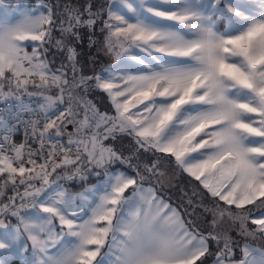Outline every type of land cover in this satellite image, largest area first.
<instances>
[{"label": "snow or ice", "instance_id": "obj_1", "mask_svg": "<svg viewBox=\"0 0 264 264\" xmlns=\"http://www.w3.org/2000/svg\"><path fill=\"white\" fill-rule=\"evenodd\" d=\"M57 7L0 0V101L18 102L0 110V255L30 247L34 264H205L210 255L264 264V248L246 241L264 238V0H111L103 21L90 0ZM98 22L104 49L125 67L84 75L73 41ZM53 47L66 59L55 69ZM93 90L114 115L86 98ZM118 135L133 138L127 156L106 143ZM141 153L161 155L144 162ZM161 158L213 203L189 197L193 212L182 213L145 187L165 176ZM116 162L132 173L110 171ZM94 169L105 179L82 192L58 183ZM196 207L211 216L204 227Z\"/></svg>", "mask_w": 264, "mask_h": 264}, {"label": "trees", "instance_id": "obj_2", "mask_svg": "<svg viewBox=\"0 0 264 264\" xmlns=\"http://www.w3.org/2000/svg\"><path fill=\"white\" fill-rule=\"evenodd\" d=\"M30 1L33 2L35 0H30ZM53 1H54L53 11L57 12L58 11L56 8L57 0H53ZM87 2H89V0H79V1L77 0V3L79 6L85 5ZM90 2L93 4V11H96L99 8L103 9L104 12H103L102 16L100 17V21L106 20L107 19V9H108V6L110 4V0H90ZM101 27H102V23L98 22L93 33H90L89 30H87V29H81L80 31H81L82 39L79 42L73 41V43L75 44V47L77 49V52L79 53V56H78L79 65L83 67V72H84V74H87V75H91L94 71V70H91V67H93L92 66L93 60H91L90 57L93 53L92 52L93 50H91L92 47L96 46V43L93 44L91 47L89 46V36L92 35V37L95 41L98 39H101L104 36V33H101V31H100ZM48 57L50 58V60L54 61V63L52 65H54L55 67H58L60 62H64V60H65V58H62L61 55H59L58 51L54 47L50 49ZM102 58H103L102 61H101V57H100L99 60H96V62H94V64H96L97 66H98V64L101 65V63L103 62V64H102L103 68L97 67L98 70H102V69L106 68V66H105L107 64L106 56H105V58L104 57H102ZM31 89H34V88H29V90H31ZM86 98L88 100L92 101V103L95 104L96 107L101 112L104 111V112H109V113L114 114V110L112 108L111 102H110L107 94L104 93L103 91L93 90L87 94ZM106 143L112 144L113 147L117 151L122 152L125 156L129 155L131 150H134V141H133V138L131 136L118 135L115 140H109ZM140 155H141V159L144 162H148L151 159H156L161 154H157L156 156H152L151 153H149V154L141 153ZM132 163L135 164L136 161L133 160ZM165 165H170L171 167H173L174 169H176L178 171V179H177L178 182H176L175 184L173 183V185H171V186H169V185L165 186L164 189L161 187V185H159L160 183H158V187L166 197H168L172 201L176 202L177 205L182 209V211L184 213L185 209H187L185 204L188 206L187 202H188L189 197L192 198L193 203L195 202V200L197 202V198L199 197V195H193L194 192L198 193L197 188H199L202 191H205V190L202 188V186L199 185L198 181H195L194 178L190 177L187 173L182 172L179 168H177L175 166L174 158H169V159L161 158V167L165 166ZM110 167H112V168L122 167V168H125V169L132 171V169L129 168L128 165L122 164L120 162H116L113 165H111ZM100 176H102V174H100L99 176L95 175V176H93L92 179L96 180ZM53 178H55V177H53ZM63 181L65 182L64 179L61 180V182H63ZM77 182H78V180L74 179V180H70L64 184H66V185H68L69 183L76 184ZM148 182L155 183L153 177H151ZM79 185H83V183H80ZM204 197H205L204 198V204L207 205L209 200H211V199L207 196V194H204ZM181 202H183L185 204H183ZM211 203H212V200H211ZM185 218H186V220H188L189 219L188 215L185 214ZM16 261H19V260L16 259Z\"/></svg>", "mask_w": 264, "mask_h": 264}, {"label": "rangeland", "instance_id": "obj_3", "mask_svg": "<svg viewBox=\"0 0 264 264\" xmlns=\"http://www.w3.org/2000/svg\"><path fill=\"white\" fill-rule=\"evenodd\" d=\"M17 2H18V0H5V3H11V5L13 7L16 5ZM19 2L21 4H23V5H26L29 8H34L38 4H40L41 2H43L44 4H48V5L54 6V1L53 0H35L33 2H31L30 0H19ZM66 3H71L74 6H79L78 3H77V0H57V3H56V8L58 10L57 12L62 11V7H57V5L59 4V5L62 6L63 4H66ZM110 3H111V0H110ZM58 35L59 34L57 33V36ZM104 35H105V33H104ZM103 39H104V36L101 39L96 40V46L95 47H92V49H91V50H93L92 51L93 53H92V55L90 57L91 60H93V61L96 62V60H99L100 57H101V61H102V59H103L102 57L105 58V56H106V62H107V64L105 65L106 67L111 66L114 71H118L119 68L125 67V65H122L119 61L116 60L114 54L108 53L104 49ZM28 50L31 51V48H29ZM58 53H59V55H61L62 58H65L64 53H62V52H58ZM49 60H50V58H49ZM64 62L66 63V59L64 60ZM60 64H61V62H60ZM102 64H103V62L101 63V65L98 64V66H97L96 64H94L92 62V66L93 67H91V70H94V71H93V73L91 75L96 74V73H100L101 70H98L97 67L98 68L102 67ZM59 65H58V67H59ZM52 67L56 68L54 65H52ZM127 67H128V70L129 71H132L135 66L134 65H128ZM84 75H87V74H84ZM110 114H112V113H110ZM109 170L110 171H114V172L115 171H125V172L132 173V171H130L128 169H125V168H122V167H115V168L110 167ZM97 171H99V173L102 174V176L98 177L96 180H93L92 178H93V176H95V172H97ZM161 171L165 172V176L164 177H156V176H153V179H154L155 183H153V182H146L144 184V186L145 187H149V186L155 187L157 189V194L158 195H161L168 203H170L173 207L178 208L183 213L182 209L177 205V203L174 202V201H172L168 197H166L162 193V191L159 189V187H158V183H160L159 185H161V187L164 189L165 186H168V185L171 186V185H173V183L175 184L176 182H178V180H177L178 179V171L176 169H174L173 167H171L170 165L162 166L161 167ZM86 176H87V178L85 180H81L79 178H76L78 180V182L76 184L69 183L68 185H66L64 183H67L70 180H65V182L64 181L61 182L62 179L59 180L58 183L63 188L68 189L69 191H71L73 193H79V192H82L86 188H91L92 186L97 185L100 181H102L103 179H105L104 173H103V170L102 169H94L92 172H86ZM53 179H55V178H53ZM80 183H83V185H79ZM197 189H198V193L200 195L197 198V202L195 200V202L193 204H197L199 202V200L201 199V196H203V198H205L204 197V194H206V192L200 190L199 188H197ZM126 194L127 195H130L131 192L129 191ZM181 203H183V202H181ZM212 203H213V201H212ZM212 203H211V200H209V202H208L207 205H211ZM183 204H185V203H183ZM221 204H222V202H221ZM185 206L188 209L187 212H193V208L192 207H190L189 205L187 206L186 204H185ZM222 206H223V204H222ZM249 207H251V206H249ZM233 210L235 211V209H233ZM258 213H259V210L258 209H253L252 210V214L253 215H258ZM195 216L201 218L200 219V223H201V226L202 227L205 226L203 224V220L205 218L207 220H210L211 219V216L209 214H205L203 212V209L200 208V207H196L195 208ZM188 217H189V219H193V217H191V216H188ZM11 222L13 224L16 223L15 219H13ZM253 227L254 226L251 225V223L249 222V228L251 229ZM57 230H59V229H57ZM233 235H235V232H233ZM246 241L252 247H255V248H264V238L260 237L259 235H257L256 237H248V238H246ZM244 242H245V240H243V239L240 240L241 245ZM211 249H212V252L215 253V251H217L216 245L215 244H212L211 245ZM105 251H106V249H105ZM0 258L7 259L8 264H34V256H33V253L31 251L30 247H29V250L26 253H24V254L15 255V256H8V257H3L2 255H0ZM236 258H241V252H240V249L239 248L236 249ZM16 259H18L19 261H16ZM214 259H215V256L214 255L207 256L206 259H205V264H213Z\"/></svg>", "mask_w": 264, "mask_h": 264}, {"label": "built area", "instance_id": "obj_4", "mask_svg": "<svg viewBox=\"0 0 264 264\" xmlns=\"http://www.w3.org/2000/svg\"><path fill=\"white\" fill-rule=\"evenodd\" d=\"M54 68V67H53ZM55 69V68H54ZM24 100L28 101V102H31V106L33 108L37 107L38 103H39V100L35 99V98H29L28 96H24ZM18 103L17 101L14 99V98H10L9 100L7 101H0V110H3L4 111V114L7 115V110L11 107L13 111L16 110V107H17ZM62 110V109H61ZM30 117L27 115V114H24L22 117H21V120H28ZM10 123H18V121L16 120H11ZM71 130V127H69V131ZM24 138V127L22 124H20V127H19V130L18 132L16 133V135L14 136V139L19 142L21 141L22 139ZM62 141L66 142L68 137L65 135L64 137L61 138ZM33 147H36L35 144H33ZM20 191L22 192L23 189L21 188ZM9 195L12 194L11 192V189H9V192H8Z\"/></svg>", "mask_w": 264, "mask_h": 264}, {"label": "crops", "instance_id": "obj_5", "mask_svg": "<svg viewBox=\"0 0 264 264\" xmlns=\"http://www.w3.org/2000/svg\"><path fill=\"white\" fill-rule=\"evenodd\" d=\"M37 90L36 89H31V90H29V92H36ZM24 96L25 95H23L22 96V101H21V103H23L24 105H31V102H28V101H26V100H24ZM32 98H35L36 100L38 99L37 97H32ZM40 102V101H39ZM18 103V102H17Z\"/></svg>", "mask_w": 264, "mask_h": 264}, {"label": "water", "instance_id": "obj_6", "mask_svg": "<svg viewBox=\"0 0 264 264\" xmlns=\"http://www.w3.org/2000/svg\"><path fill=\"white\" fill-rule=\"evenodd\" d=\"M236 259H239V258H236Z\"/></svg>", "mask_w": 264, "mask_h": 264}]
</instances>
